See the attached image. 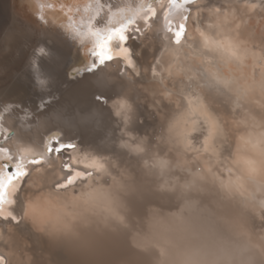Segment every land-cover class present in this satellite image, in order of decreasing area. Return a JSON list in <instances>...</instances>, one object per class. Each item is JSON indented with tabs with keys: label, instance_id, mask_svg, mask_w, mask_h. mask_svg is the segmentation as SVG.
Here are the masks:
<instances>
[{
	"label": "bare ground",
	"instance_id": "1",
	"mask_svg": "<svg viewBox=\"0 0 264 264\" xmlns=\"http://www.w3.org/2000/svg\"><path fill=\"white\" fill-rule=\"evenodd\" d=\"M52 2L51 7L57 3L73 13L57 22L58 30L22 20L9 0H1L0 264H96L92 253H103L104 242L112 254L102 264H129L124 261L128 254L115 247L126 244V231H140V222L145 234L133 232V247L157 250L159 264H167V252L176 253L165 246L170 235L161 234L163 228L175 235L173 249L208 250L210 256L185 255V264H250L244 251L225 261L218 256L225 249H247L264 262V248L224 215L247 223L264 239L254 215L262 216L264 207V0ZM249 4L256 7L250 11ZM44 5L37 1L36 14ZM214 8L220 13H213ZM226 10L241 22L238 29L235 20L222 26L224 35L239 44L242 62L227 51L202 49L199 38H188L197 25L215 37L218 29L207 28L206 22L214 23ZM182 25L187 32L174 43ZM83 46H90L84 47L87 57L80 54ZM81 59L83 65L75 71L80 76L69 78ZM186 97L195 105L203 103L200 113L190 115ZM121 101L130 110L121 109ZM210 129L214 156L203 152ZM54 131L62 135L58 140L75 148L47 153L45 146L57 145L46 137ZM226 136L229 153L223 148ZM36 156L41 163H28ZM3 162L19 175L16 180L9 181ZM151 163L157 167L148 168ZM100 164L104 167L98 168ZM212 166L220 178L208 176ZM71 168L89 174H74L59 184L72 174ZM212 177L220 190L212 188ZM154 178L177 182L181 192L159 196L155 190L163 184L147 190ZM186 180L194 182L193 188L185 186ZM36 192L46 193L59 209L55 226L49 222L41 227L35 213L25 215ZM147 198L154 204L132 217L131 210ZM228 201L249 204L253 212L248 217L231 210L225 207ZM126 206L130 211L119 212ZM164 212L179 215L171 218ZM207 220L215 223L211 230ZM92 231L101 234L90 244L94 248L73 262L69 254L76 256L81 244L90 243ZM224 232L237 243L223 239ZM144 256L137 264H153L152 257Z\"/></svg>",
	"mask_w": 264,
	"mask_h": 264
},
{
	"label": "rangeland",
	"instance_id": "2",
	"mask_svg": "<svg viewBox=\"0 0 264 264\" xmlns=\"http://www.w3.org/2000/svg\"><path fill=\"white\" fill-rule=\"evenodd\" d=\"M37 1L42 2V3L45 4L41 8V12L38 13V14H36V10H35L37 8ZM52 1L53 0H9L10 7H11L12 11L16 15H18V17L21 18L22 20H24L26 22H29L31 24H34V25H43L46 28H53L55 26L54 28H56V30H58L60 27H59V25H57V22H59V20L61 21L62 19L68 18V15L73 14V13L70 12L66 6H63L61 8V5H59L57 3L55 5V7H51L50 4L53 3ZM0 11H1V0H0ZM67 13H68V15H67ZM43 15H44V17H46L48 19V22L51 23V24H48L46 22L47 20L45 18H43ZM53 21H54V23H53ZM134 30H135L134 31L135 33H138V34L140 33L139 28L136 27ZM145 30L146 29L144 28L143 29V32H145ZM132 39H136V35H133L132 36ZM15 40L17 41V43H22L23 42L22 37L20 35H18V34H16V39ZM2 41H3V45H5L6 44V41L5 40H2ZM84 47L85 46H83V49H79V51H80V54H81L82 57H87L88 56L87 55L88 54V50L86 52V49L85 48H89L90 46H86L85 48ZM78 48H79V46H78ZM83 50H85V51L83 52ZM83 61H84V59L83 60L81 59L80 62H79V64H78V66L77 67H74L69 72V78H75V77L80 76L79 72L78 73H75V71L78 68H81L80 66L83 65ZM83 71H81V73H83ZM189 87L192 88L191 86H189ZM99 100L101 102H104V99H99ZM11 133H12V131H10V136L13 135ZM52 134H61V133H59L57 131H54V132L50 133L49 135H47L46 137H48V136H50ZM228 138L229 137L226 136V138H225L226 141L224 142L225 144H223L224 145L223 148L229 153L230 150H231V141L229 140L230 138L229 139ZM191 139L194 140L195 137L192 136ZM224 149H222V153H223ZM224 153H226V152L224 151ZM171 159L177 165L180 164V166L182 168V170H180V172H186V170L183 169L184 166H183V164L180 161H178V160H176L175 158H172V157H171ZM184 162H185L187 168L193 169L192 164L188 160H184ZM151 167H157V166H155L154 164L151 163V164H149V167L148 168H151ZM145 171L146 170H144V172ZM220 174L221 173H218L217 172V169L215 168V166H212L211 172L208 174V176H213V177L217 176L218 178H220L221 177ZM213 177H212V179H210V181L212 182L211 186H212V188L214 190L219 189L217 187L218 183H217V185H215L213 183V180H214ZM186 182H188V184ZM190 182H191V180H189V181L186 180L184 182L185 183V186H188V187L190 186L189 188H191L192 186H194V182L193 183H190ZM123 184L124 183H122V181H120V185L122 186ZM159 184H163V188H161V190H155V192H157V194H159V196L160 195L161 196L162 195H169L170 196V194H171V196L175 197L177 195V192H181L180 191V188H179V185H178L177 182H172V181H169V180H165V181L162 180L161 181V180H158L157 178L152 179V181L147 185L146 188H147V190H153V188H157V186H159ZM188 187H186V188H188ZM171 188H173V192H171ZM135 189H136V187L133 188L132 191H134ZM243 196L246 197V194L243 195ZM196 201L197 200H195V203H196ZM139 203H141V202H139ZM153 204H154L153 201L150 200L149 198H147L145 200V203L143 205H139V206L136 205L131 210L132 217L135 216V214H141L142 215L143 213L146 212L147 208H149ZM225 207H228L231 210L233 209L234 211L237 210L241 214H243L245 216H248V217H249V215H248L249 214V211L250 212H253V209H250V205L249 204L242 205V204H237V202L228 201L227 203H225ZM128 209L130 211V207L129 206H126V210L123 207V209L121 211H119V212H122V211L125 212ZM221 209L224 210V208H221ZM261 209L263 210L262 211L263 213L261 212L262 213V216H259L257 213H254L255 218H256L255 219L256 220V225H257L258 229H262V227L264 228V207H262ZM185 213H187V212L184 211L183 212V215ZM162 215L173 218V216H178L179 215V212L169 213V214L166 213V212H164V214H162ZM224 215L229 220H231L233 223L237 224L248 235V237L250 238V240L257 247L264 248V239L257 238L256 235H254V233H252V231L250 230V226L247 223H245V222H243V221H241V220H239L237 218L232 217V215L230 216L228 213H226ZM175 219H177V218H175ZM16 220L18 222H16ZM20 220H21V218L19 217L18 219H14V222L16 224H18ZM189 221L190 222H193L192 218ZM206 224H207L208 228L211 230L210 226L212 224H215V223L212 220H207L206 221ZM139 225H140V227L139 226L138 227L140 228V231H138V228H136V230H134V231H131V230L126 231L127 229H125V231H126V233L128 235H126L123 240H127V242H126L125 245H118L117 247H115V250H117L116 252L119 253V254H121V255L124 254V253L128 254V255H126V257H124V261H126L129 264H137V263H139L140 262V259H145L146 258L144 255H146L148 257H152L153 264H159V262H157V258H159V254H157V250H154V249H152V250H148V249L139 250V248H134L133 247V243H132L133 232H135V234H139V236H143V234H145V227H142L144 225V222H140ZM125 231H123V232H125ZM141 232H143V234H141ZM90 234H91V242L90 243L81 244V246L78 248L79 250H78V253L76 254V256H74L72 253H71V255L69 254V257L72 259L73 262L76 261V259H78V258H81L82 259L84 257V255L88 252V249L94 248V247H90V244L96 238H98L101 235V234L99 235L95 231H92ZM161 234H168V235H170L169 237H165V240H169V242H167V244H165V246H169V250L176 252L175 254H172L170 252L169 253L167 252L165 254V256H164L165 258H163V259L167 260L166 261L167 264L168 263L169 264H175V263H177V264H180V263L181 264H185L184 262H186L188 260V258L191 259V256L194 257L195 255H209L208 250H200V254H199V250H196V253H195L194 252L195 251V248H193V247L190 248V247H187V246L183 247L184 245L177 247V250H178L177 251L176 249H173V244H174V239L173 238H175L174 237L175 235L173 233H171V232H167V230H165V228H163V232ZM222 236H223L222 238L225 239V240L229 239V240L233 241L234 243H237V240L235 238L231 237L230 235H228L226 232H224V234ZM146 237L147 236H145V238ZM133 241L135 242V240H133ZM185 248H187V249L185 250ZM129 250L133 251L134 253L130 254L128 252ZM182 251L183 252H186V254H184ZM223 251H221L220 253H222V254L219 253L218 256H221L225 261H229L231 259L232 260L233 259L235 260L236 258H234L233 254H239L240 252H243L244 251L247 256H250V258L247 260L250 264H264V262L260 258L252 256L251 255V252L249 250H247V249H242V250L236 249L235 251L229 250V249H225ZM146 252H149V254L147 255ZM230 252H231V254H230ZM101 253H102L101 250L99 252L97 250H95L92 253V256H94V258H95V263L96 264H102L103 263V257L112 254V249H111L109 243L104 242V244H103V253L102 254ZM183 255L184 256L187 255L188 258L186 256L183 257ZM226 255H228V256H226ZM229 255H231L232 257L229 256ZM167 256H169L171 258H169ZM175 256L176 257L179 256V257H177L178 259L176 258L175 261H174L173 258H175ZM230 257H231V259H229ZM181 258H183V259H181Z\"/></svg>",
	"mask_w": 264,
	"mask_h": 264
},
{
	"label": "clouds",
	"instance_id": "3",
	"mask_svg": "<svg viewBox=\"0 0 264 264\" xmlns=\"http://www.w3.org/2000/svg\"><path fill=\"white\" fill-rule=\"evenodd\" d=\"M256 7L255 4H249L248 8L251 11ZM219 8H214L212 10L213 13H220ZM235 20V29H238L241 26V22L236 18L235 12L234 11H224L222 16H218L215 20L214 23H208L206 22V27L207 28H213L216 27L218 29L216 36L213 37L212 35L208 34L205 29L201 28L200 26H196L193 31L195 35L192 33H188V38L189 40H193L196 38H199L201 42V47L202 49L209 50L212 52H224L227 51V53L236 58L238 61L242 62L243 56L242 54H238L236 49L239 48V44H234L229 38L224 35L225 33V28L222 25H228L231 23V21ZM234 30V29H232ZM187 32V28L184 27L183 25L181 26L180 31L175 33V39L174 43H180V41L183 39L184 33ZM223 36V39H219L218 37ZM191 47V45H189ZM191 56V53L189 54ZM199 59V57H197ZM167 71V69L165 70ZM264 71V69H262ZM198 99V98H197ZM186 101L189 105L190 108V115H195L200 113V109L203 108V103L201 102L198 105L194 104V99L191 97H186ZM120 107L121 109H129L131 108V105L128 104L127 101H121L120 102ZM116 115L119 116L120 112L117 111ZM127 120V117H125ZM195 123V121H193ZM211 136H212V130L210 129L209 131V137L208 139L205 140L204 142V148L203 152L209 153L211 155H215L214 150L210 147L211 144ZM214 163H219V161H213ZM205 167L208 168V161H204ZM104 165L100 164L98 165V168H103ZM224 170V169H222ZM227 171H231L230 168L226 169ZM59 209L53 207L48 199V195L43 192H36L35 197H34V203L28 206V212L25 213V215H28L29 212L35 213L36 216V221L41 225V227L45 223L51 222L53 226H55V220H56V215Z\"/></svg>",
	"mask_w": 264,
	"mask_h": 264
},
{
	"label": "water",
	"instance_id": "4",
	"mask_svg": "<svg viewBox=\"0 0 264 264\" xmlns=\"http://www.w3.org/2000/svg\"><path fill=\"white\" fill-rule=\"evenodd\" d=\"M6 173H7L8 177L10 178L9 179L10 182L14 181V180H16V178H18V176L12 177L7 171H6Z\"/></svg>",
	"mask_w": 264,
	"mask_h": 264
}]
</instances>
